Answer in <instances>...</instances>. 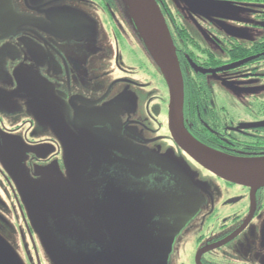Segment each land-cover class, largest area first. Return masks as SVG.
I'll return each instance as SVG.
<instances>
[{
	"label": "flooded vegetation",
	"instance_id": "af4514ba",
	"mask_svg": "<svg viewBox=\"0 0 264 264\" xmlns=\"http://www.w3.org/2000/svg\"><path fill=\"white\" fill-rule=\"evenodd\" d=\"M155 1L183 79L185 129L226 155L264 157V105L231 113L211 91L247 67H253L247 76H256L264 62L237 67L230 51L242 44L211 34L219 56L181 21L183 15L208 19L199 8L236 11L264 0ZM93 2L112 17L111 0ZM52 12V30L42 37L31 28L29 0H0V238L14 253L22 247L25 264H54L57 249L65 256L57 264H154L111 235L116 214L123 226L130 216L146 230L159 264H264V187L224 181L177 147L167 126L166 84L141 52L137 32H110L117 76L105 88L96 75L104 65L96 30L72 9ZM120 97L119 105L110 104ZM99 108L118 115H98ZM33 197L53 202L55 212L34 211ZM115 201L123 211L108 205L109 232L97 206Z\"/></svg>",
	"mask_w": 264,
	"mask_h": 264
},
{
	"label": "rangeland",
	"instance_id": "374dc122",
	"mask_svg": "<svg viewBox=\"0 0 264 264\" xmlns=\"http://www.w3.org/2000/svg\"><path fill=\"white\" fill-rule=\"evenodd\" d=\"M48 1L50 0H29V20L31 21L30 25L32 30L36 34L45 37L49 34L48 31L52 30L50 25L55 22V18L52 15L54 13L52 11L60 8L64 10L72 9L79 19L87 22V25L92 26L93 31L96 30L97 32V59L104 63L102 66L104 71L101 67L100 70H96V75H98V80L101 81L102 85L106 88V85L111 81L110 77L117 76L116 72L113 74L111 72V60H113L114 49L112 46V39L109 37L110 32L115 29L120 33L127 35L134 34L136 35L135 37H137L136 29L132 27L131 10L128 0H111L112 17H107L103 14L101 9L93 4V0H56L53 4L44 6L43 4ZM38 4L42 7H38ZM240 9L241 10L234 11L220 7H203L197 9V12L200 11L201 13L204 12L209 14L210 17H208V19H199L196 15H183L181 21L189 33L199 43L209 49L211 48L217 55L222 56V54L218 52V48L212 43L211 34L219 35V37L224 39L237 40L244 46H248L255 41H260L264 37V20L258 17L259 14H264V4L258 6H245ZM66 25V21L62 20L61 31H66ZM107 27H109L108 32L106 31ZM80 36L83 35L80 34L79 37ZM139 43L141 52L146 55L147 61L151 62L152 60L142 41L139 40ZM81 49L86 50L82 48V46ZM124 57H126V55H124ZM251 69H253V67H247V69L241 70L236 78L227 79L225 83H215L211 86L213 98L219 100V102L231 113L239 111V113L241 112V114L244 115L249 109H259L261 105H264V64L257 67L255 71L256 76L254 77L247 76ZM143 82L146 83V81ZM145 89L149 90V87ZM145 94H143L142 100L147 99V95ZM139 97L141 98L142 95ZM157 98L160 101L166 99L164 89ZM122 100L123 97H120L117 101L112 100L110 104L119 105ZM102 108L98 109V115L106 114L108 118L118 115L115 109H113V112H106V108L103 111ZM162 108L164 110V106ZM4 242L10 247L6 241ZM17 248L18 251L15 253L18 259L17 261L20 264H25L21 259L24 251L19 244Z\"/></svg>",
	"mask_w": 264,
	"mask_h": 264
},
{
	"label": "water",
	"instance_id": "95a60500",
	"mask_svg": "<svg viewBox=\"0 0 264 264\" xmlns=\"http://www.w3.org/2000/svg\"><path fill=\"white\" fill-rule=\"evenodd\" d=\"M128 2L131 10V21L168 90L167 126L174 143L196 164L224 181L245 186L252 190L264 187V157L245 158L226 155L199 143L185 129L183 120V79L175 47L161 11L155 0H128ZM35 188H39L35 192L40 191V187L36 186ZM186 201L187 198L185 204ZM66 205L71 206L68 203ZM108 205L117 206V208L113 207L112 210L118 213L122 212L123 209L118 201L101 202L97 206H101L98 210L103 211V215L99 219L105 229L110 232L111 228L105 217V212L110 210ZM31 206L34 211L55 212L53 202H44V200L34 197ZM66 210L68 209L66 208ZM111 217L114 222L112 228L117 230L112 232L111 235L130 244L139 255L144 256L154 264H159L156 250L146 230L140 232V226H137L130 216L125 217L124 226L121 224L122 217L120 215L112 214ZM126 219L130 221V226L125 224ZM117 220H119V224ZM34 221L39 227L44 223L41 219L34 218ZM85 226L88 227L87 224ZM125 227L127 228L126 231ZM47 233L50 232L47 231ZM57 250L60 253L58 256L53 255L52 248L50 250V253H52L51 258L55 263L56 260L59 261L65 257L63 251ZM17 260V256L12 249L0 238V264H20Z\"/></svg>",
	"mask_w": 264,
	"mask_h": 264
},
{
	"label": "trees",
	"instance_id": "16d2710c",
	"mask_svg": "<svg viewBox=\"0 0 264 264\" xmlns=\"http://www.w3.org/2000/svg\"><path fill=\"white\" fill-rule=\"evenodd\" d=\"M231 61L236 62L237 67L250 65L253 62H264V39L248 47L237 45L230 51ZM184 102V88H183Z\"/></svg>",
	"mask_w": 264,
	"mask_h": 264
}]
</instances>
